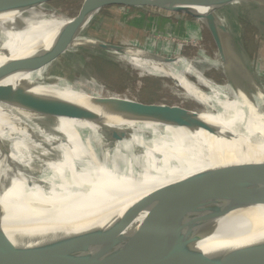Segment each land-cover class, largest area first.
<instances>
[{"label": "bare ground", "instance_id": "bare-ground-1", "mask_svg": "<svg viewBox=\"0 0 264 264\" xmlns=\"http://www.w3.org/2000/svg\"><path fill=\"white\" fill-rule=\"evenodd\" d=\"M23 1L0 0L6 12L0 17V67L15 70L26 80L41 83L40 88L69 101H122L86 73L84 82L48 84L56 68L82 72L67 53L81 55L84 50L99 49L101 43L83 33L86 21L69 32L77 23L76 18L40 7L25 12L12 10ZM95 9L91 6L89 14ZM22 21L27 28L22 27ZM122 52L124 59L143 76L173 77L186 94L204 107L200 116L191 125L107 122L95 126L58 114L42 116L16 100L0 96L2 224L44 227L46 217L52 216L51 209L84 217L121 215L131 204L157 194V190L170 196L172 188L165 190L171 184L210 169L227 170L228 175L244 174L222 191L208 184L198 185L200 190L174 186L184 194L195 193L189 196L197 193L200 198L167 206L164 218L264 199V189L245 187L253 180L264 186V182L255 181L256 176L251 177L264 174V99L248 89L232 96L228 86L206 79L197 65L184 57L167 65L155 63L152 59L157 56L139 48ZM188 75L198 82H192ZM201 85L208 87L209 92L202 90ZM104 93L106 97L102 98ZM37 120H43L45 125L39 126Z\"/></svg>", "mask_w": 264, "mask_h": 264}, {"label": "water", "instance_id": "water-1", "mask_svg": "<svg viewBox=\"0 0 264 264\" xmlns=\"http://www.w3.org/2000/svg\"><path fill=\"white\" fill-rule=\"evenodd\" d=\"M49 1L25 0L12 10L25 12ZM233 1L86 0L81 15L76 18L77 23L70 27L69 32L79 29L85 21L87 25L92 15L103 6H155L205 21L215 36L224 68L229 58L226 43L229 29L219 12L230 7ZM243 1L264 5V0ZM91 6L96 7V11L89 14ZM4 15L6 12L0 6V17ZM21 25L23 28L28 27L23 21ZM91 37L101 43L99 49L95 50L107 54L134 49L111 45ZM153 55L158 57L152 59L155 63L167 65L178 59ZM39 85L41 83L26 80L24 75L15 70L0 67V96L16 100L42 116L58 114L95 126L107 122L191 125L204 110L172 109L161 104L128 99L113 103L69 101ZM228 173L227 170L218 169L198 173L171 184L170 189L165 190L170 191L172 188L170 196L164 190H157V194L153 193L131 204L121 215L84 217L64 215L51 209L52 216L46 217L48 222L44 227L5 225L0 222V264H264V199L217 205L164 218V210L169 209L167 206L192 200L193 197L200 198L197 193L189 196L195 193L184 194L176 187L200 190L198 185L208 184V187L217 186L222 191L223 188L232 187V182L244 174ZM221 174L227 177L223 178ZM252 176L258 178L255 181L264 182L261 178H264V174ZM253 181H248L245 187L264 189L263 184Z\"/></svg>", "mask_w": 264, "mask_h": 264}, {"label": "rangeland", "instance_id": "rangeland-1", "mask_svg": "<svg viewBox=\"0 0 264 264\" xmlns=\"http://www.w3.org/2000/svg\"><path fill=\"white\" fill-rule=\"evenodd\" d=\"M85 2L86 0H50L38 7L47 12L77 18L81 15ZM165 11L155 6L129 9L121 5L118 10L103 6L92 15L83 33L111 45L139 48L161 57H184L195 63L206 79L217 85L228 86L232 96L248 89L251 94L259 95L261 100L264 99V5L257 6L241 1L219 12L229 29L226 37L229 58L224 68L215 36L205 21L197 19L201 28L198 34L194 33L193 38L177 24L179 18L187 14L181 15L179 12L171 11L168 15ZM155 16L159 17L158 20ZM168 19L173 21V25L177 24L180 27L174 34L170 33L172 29L166 32L163 27V23ZM147 23H150L151 27H147ZM66 55L75 68L82 72L75 70L72 73L56 68L51 73L48 84L57 85L59 81H68L69 84L75 81L84 82L83 73H86L103 85L109 93L121 99L161 104L172 109L204 108L186 94L173 78L141 75L139 69H135L124 59L125 53L121 51L107 54L104 51L90 49L84 50L81 55L74 53ZM197 61L200 63H196ZM188 76L193 82H197L193 75ZM200 87L209 92L208 87L204 85ZM105 97L104 93L102 98ZM43 123V120H37L39 126L45 125Z\"/></svg>", "mask_w": 264, "mask_h": 264}, {"label": "crops", "instance_id": "crops-1", "mask_svg": "<svg viewBox=\"0 0 264 264\" xmlns=\"http://www.w3.org/2000/svg\"><path fill=\"white\" fill-rule=\"evenodd\" d=\"M107 7H110L112 10H118V9H120L121 8V5H111V6H107ZM129 9L130 8H132V9H134V8H136V9H140L141 7H128ZM166 12V14H170L171 13V11H165ZM165 14V15H166ZM168 15H166V17L168 16ZM173 16H175V14H172ZM181 15H183V13H181ZM186 15V14H185ZM165 17V18H166ZM151 18V17H150ZM153 18V17H152ZM155 18L157 19V18H159L158 16H155ZM187 18V19H186ZM158 20V19H157ZM173 21H171V19H168L165 23H163V27H164V29H165V31L166 32H168L170 29H172V31L170 32V33H172V34H174L175 33V31H176V29H178V28H184V30L186 31V34L187 35H190L191 37H193L194 38V33L196 34H198V32L200 31V28H201V24H200V22H199V20H197L196 18H193L192 16H190V15H186V16H183V17H180L179 18V22L177 23V24H175V25H173V23H172ZM173 25V26H170V25ZM147 25V27H151V25H150V23H147L146 24ZM175 26V27H174ZM187 39H189V36L187 37ZM190 39H192V38H190ZM200 70V69H199ZM201 71V70H200ZM202 72V71H201ZM188 78H189V76H188ZM190 79V78H189ZM197 79V78H196ZM191 80V79H190ZM192 81V80H191ZM197 82H198V80H196ZM193 82V81H192ZM196 82V83H197ZM179 85V84H178ZM180 86V85H179ZM181 87V86H180ZM205 87V86H204ZM182 88V87H181ZM184 91V90H183Z\"/></svg>", "mask_w": 264, "mask_h": 264}]
</instances>
